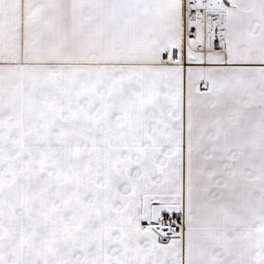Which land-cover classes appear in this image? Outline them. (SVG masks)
Returning a JSON list of instances; mask_svg holds the SVG:
<instances>
[{
  "label": "snow or ice",
  "instance_id": "6c2138e0",
  "mask_svg": "<svg viewBox=\"0 0 264 264\" xmlns=\"http://www.w3.org/2000/svg\"><path fill=\"white\" fill-rule=\"evenodd\" d=\"M0 264H264V0H0Z\"/></svg>",
  "mask_w": 264,
  "mask_h": 264
}]
</instances>
